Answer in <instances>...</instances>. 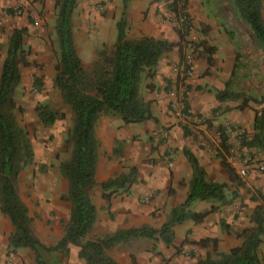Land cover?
I'll list each match as a JSON object with an SVG mask.
<instances>
[{
	"label": "trees",
	"instance_id": "obj_1",
	"mask_svg": "<svg viewBox=\"0 0 264 264\" xmlns=\"http://www.w3.org/2000/svg\"><path fill=\"white\" fill-rule=\"evenodd\" d=\"M77 1H54L56 9L54 32L58 60L52 85L62 103L69 107L72 123L67 134L69 157L58 167L67 184L66 194L61 199L69 203V215L63 227L62 237L52 246L43 245L34 236L31 218L16 189L20 172L33 162V152L27 133L18 125L13 101L14 89L20 82L19 67L28 65L23 49L25 28L10 32L5 55L0 64V213L12 226V232L7 240L8 249L11 252L27 249L32 253L34 264H47L43 257L44 253L55 256L54 264H66L68 246L78 249L77 258L84 264H116L108 256V251L112 247L135 239H152L154 236L165 245H169L174 226L184 221L199 224L214 210L213 206H210L207 212L193 213L187 209L190 203L205 201L223 205L230 202L226 199L224 184L207 181L196 158L184 149L182 154L191 168L188 191L184 201L171 209L167 220L158 230L140 227L118 230L101 238H87L95 220V208L88 196L89 188L94 185L98 156L94 125L98 118L105 114L117 117L123 126L153 121L149 103L144 102L138 93L140 80L142 77L153 76V69L164 54L175 47L181 52L183 36L179 34L180 43L145 36L127 38L126 9L130 0H121V13L115 24L113 48L108 55L101 53L100 63L95 64L88 73L82 69L72 42L70 19ZM229 5L235 18L246 27L255 45L264 54L262 0H229ZM168 8L175 12L176 3L168 5ZM194 48L199 49L201 55L205 57L207 67L213 65V55L216 51L213 46H208L202 41ZM236 62L235 58L229 78L224 82L222 90L214 92V99L220 103L235 102L237 105L233 109L238 111L249 109L250 103L258 107L253 112L251 135L239 136L238 144L241 149L264 153V95L249 98L233 90ZM34 82L39 87L40 82L38 80ZM215 111L212 109L211 114ZM34 112L42 126H50L63 117L44 104H37ZM216 133L218 143L215 156L219 159L222 170L231 177L233 170L225 163L223 155L230 150L227 131L223 126H218ZM135 175V169L132 167L126 174L101 182L99 189L104 203L107 204L110 198L118 194H128L129 188L136 182ZM232 198H235L234 194ZM249 201L258 203L259 207L252 210L250 218L252 228L244 230L240 235L241 245L225 254H217L215 258L205 256L194 264H260L257 249L264 244V196L257 194V197H250ZM221 228L227 232V226L221 224ZM199 243L203 244L204 241Z\"/></svg>",
	"mask_w": 264,
	"mask_h": 264
},
{
	"label": "rangeland",
	"instance_id": "obj_2",
	"mask_svg": "<svg viewBox=\"0 0 264 264\" xmlns=\"http://www.w3.org/2000/svg\"><path fill=\"white\" fill-rule=\"evenodd\" d=\"M54 1L0 0V64L5 55L10 32L14 29H26L23 49L28 65L19 67L20 82L14 89L13 101L16 106L14 114L18 125L27 133L33 152V162L20 172L16 189L31 218V230L34 236L45 246L54 245L56 239L54 233H47L46 229L56 223L63 233V227L69 215V203L61 199L66 194L67 184L60 175L58 167L69 157L70 146L67 144V134L71 127L72 114L69 107L62 103L52 85L58 60L54 32L56 13ZM113 2L116 5H112ZM154 2L159 4V9H156L153 16L176 35L177 43H180L179 34L182 35L181 44L184 46V55L189 56L192 64L199 62L197 71L193 73L192 79L189 80L181 96L185 107L191 96L198 98L210 94L212 87L208 85V82L217 79L222 81L223 76H228L233 67V62L226 61L225 56L217 62L214 55L213 65L207 67L205 57L201 55L199 49L194 48L202 41H205L208 46L212 43L221 48L225 45L232 46L234 59L237 60L234 69V91L249 98L264 95V54L257 48L246 27L233 15L229 0H154ZM173 2L176 3L175 12L168 8V5ZM118 5H121V0H78L76 3L70 19V28L73 48L85 72L89 73L95 64L100 63L101 53L108 55L113 48L114 43L111 44L110 41V25L108 23L102 25L98 23V20L112 12L118 21L121 13ZM261 14L264 21V0H262ZM182 21L186 24L184 27ZM35 80L40 82L39 87L35 84ZM181 97L176 96V100ZM168 102L169 99L167 106ZM37 104L47 105L51 110L62 114V119L50 126H42L34 112ZM18 109L20 111H17ZM257 109L256 105L250 103L249 110L246 112L253 115ZM101 116L110 118L112 115ZM214 117V114L201 117L186 113L184 119H176L180 129L179 136L188 137L201 150L206 147L211 151L214 144H217V127L212 123ZM224 122L222 120L221 124ZM224 127L228 134L230 150L223 155L225 163L232 168L233 172L231 177L227 178L225 172H223L225 173L223 178H219L217 172L211 177L215 181L226 182L224 191L231 203L223 205L226 208L230 206V215L235 220L239 212L244 213V230H250L253 226L250 221L252 210L255 206L259 207V204L250 203L248 200L250 197H257V194L264 196V172L262 174L257 172L258 166L264 167V153L239 148L237 138L239 136L235 135L233 126L226 124ZM163 130L168 132L169 127H164ZM242 134L247 137L251 135L247 129H243ZM169 136L168 133V139ZM154 140L157 142L154 146L149 144L152 150H157V145L165 146L167 142L159 138ZM121 150L122 145L115 142L110 158L113 157L117 168L121 164L118 160V156L122 155ZM170 155V149L162 150L165 167L170 161ZM130 168L132 167L127 165L120 166V169L124 171L114 174L113 177L126 174ZM241 169L246 171L244 177H239L237 174ZM245 185L248 187H244ZM90 188L89 194L93 196L94 189H99V184L94 182ZM232 194L235 198H232ZM235 199H240L239 203L231 207ZM244 201H248V204H243ZM8 237L1 243L2 264H34L32 253L27 249H18L13 252L8 249ZM262 252L259 254L260 264H264V244ZM43 257L47 264H54L53 254L44 253ZM215 257L216 254L212 255V258Z\"/></svg>",
	"mask_w": 264,
	"mask_h": 264
},
{
	"label": "crops",
	"instance_id": "obj_3",
	"mask_svg": "<svg viewBox=\"0 0 264 264\" xmlns=\"http://www.w3.org/2000/svg\"><path fill=\"white\" fill-rule=\"evenodd\" d=\"M113 4L116 5L115 2ZM158 6L159 4L154 0L129 1L126 9L127 38L135 39L145 36L177 43L176 35L169 31L167 26L160 24L158 19L153 16L156 9H159ZM118 10H121V5H118ZM116 21L117 18L113 16L112 12L106 14L105 18L98 20V23L102 25L103 23L110 25L111 44L115 40ZM211 46L216 49L214 59L217 62L225 56L226 61L234 64L231 45H225L221 48L212 43ZM185 56L187 55H184L183 46L181 52H179L178 47L173 48L159 59L153 69V76L150 78L142 77L140 80L138 93L144 102L149 103L153 121L128 126H123L120 120L114 116H110V118H102L101 116L96 121L94 135L98 142V156L94 175L95 184H100L113 178L114 174L123 172L124 170L120 169V166L124 167V165L134 167L136 182L129 188L128 194L113 196L107 204L101 199L100 189H94L93 196L89 194L91 188L88 190V196L95 208V220L88 238H101L118 230L140 227L158 230L167 220L171 209L184 201L188 191L191 168L182 154L184 149L196 158L207 181L217 184L226 183L224 180L215 181L211 177L216 172L219 178H223L225 175L222 168L219 167L218 158L214 156L217 144H214L211 151L206 147L202 150L199 149L188 137L179 136L180 129L176 124V119L167 115L168 97L166 92L175 77L173 68ZM198 65V61L193 62L194 74ZM229 75L223 76L222 81L217 79L208 82V85L212 87L210 94L198 98L191 96L187 100V111L191 115L207 117L209 114L212 116L211 110L215 109L214 122L212 123L216 127H224L229 124L242 132L243 129H247L251 134L254 114H247L246 110L249 109L234 110L233 108L236 107L237 103L230 101L220 103L214 99V92L223 89L224 82L229 78ZM222 120L225 121L223 124H221ZM164 127H169L168 133L170 135L166 145L162 147L157 145V150H152L149 144L154 146L157 142L151 138V133L163 130ZM115 142L122 145V155L121 157L118 156L121 164L118 165V168L114 165L113 157L110 158ZM164 148L170 149L171 152L169 156L171 166L168 168L163 165L165 163L162 157ZM212 169L214 171H211ZM225 177L227 178L228 175ZM251 180L253 181V178ZM244 187H248V185ZM145 198L148 200L143 201ZM226 199L228 198L226 197ZM239 200L235 199L231 207L237 205ZM248 201H244L243 204L247 205ZM210 203L205 201L190 203L187 209L193 213L207 212L210 206H213L214 210L199 224L184 221L182 224L174 226L169 245L162 243L157 236L152 239L140 238L112 247L108 256L116 264H194L204 259L205 256L212 258V255L225 254L230 249L239 247L242 243L240 235L245 229V214L239 212L235 220L230 215V206L226 208L225 205L219 206L217 202ZM221 224L227 226V232L221 228ZM11 231L10 222L0 214V264H2L3 255L1 243L6 241ZM46 232L54 233L53 235L56 236L54 244L63 235L62 229L56 223L47 228ZM200 241H204V243L200 244ZM261 246L263 247V244L257 249L258 255L263 253ZM77 252L76 247L68 246L66 264H84L82 260L77 258ZM132 259L134 263H132Z\"/></svg>",
	"mask_w": 264,
	"mask_h": 264
},
{
	"label": "built area",
	"instance_id": "obj_4",
	"mask_svg": "<svg viewBox=\"0 0 264 264\" xmlns=\"http://www.w3.org/2000/svg\"><path fill=\"white\" fill-rule=\"evenodd\" d=\"M182 23L184 22L182 21ZM185 25L186 24L184 23L183 26ZM173 71L175 77L168 86L167 91V96L169 99L167 114L175 119L182 120L185 118V114L188 113V111L185 110L184 103L181 101V96H183V92L186 90L188 82L192 79L194 72V67L189 56H185L179 64H176V66L173 68ZM176 96L181 97V99L176 100ZM234 133L236 136H241L243 132L238 128H234ZM151 137H153L154 139L159 138L162 141H166L168 139V132L165 130L152 132ZM166 165L167 167H170V161H168ZM257 172L262 174L264 172V167L258 166ZM237 174L239 177H244L246 175V171L241 169L237 172ZM146 200H148V198L143 199V201Z\"/></svg>",
	"mask_w": 264,
	"mask_h": 264
}]
</instances>
